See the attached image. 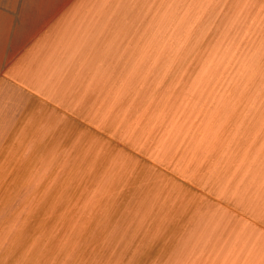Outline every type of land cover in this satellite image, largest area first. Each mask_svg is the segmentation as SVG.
I'll return each mask as SVG.
<instances>
[{"label":"crops","instance_id":"obj_1","mask_svg":"<svg viewBox=\"0 0 264 264\" xmlns=\"http://www.w3.org/2000/svg\"><path fill=\"white\" fill-rule=\"evenodd\" d=\"M258 1L252 16L259 25L237 67L246 77L210 82L218 88L206 92L193 129L174 143L175 124L166 126L156 145L160 162H174L187 181L205 184L221 203L197 213L183 238L184 264H264V5ZM207 10L208 0H0V182L40 180L41 167L61 149L47 140L59 141L63 119L116 127L164 53H174L172 43L190 36L189 24L205 19ZM223 102L246 118L233 128L241 134L246 126L242 143L234 141L236 131L221 137ZM156 105L154 119L162 122L169 98ZM123 127L132 137L142 134L128 120ZM225 148L229 173L222 170ZM25 192L21 184L4 185L0 198ZM8 207L0 213L19 212ZM10 227L0 221L1 239Z\"/></svg>","mask_w":264,"mask_h":264},{"label":"rangeland","instance_id":"obj_2","mask_svg":"<svg viewBox=\"0 0 264 264\" xmlns=\"http://www.w3.org/2000/svg\"><path fill=\"white\" fill-rule=\"evenodd\" d=\"M217 1L208 0L205 19L191 21L190 36L172 43L175 52L164 53L169 66L152 71L116 127L63 119L59 141L54 135L47 140L61 149L36 172L40 180L0 182L26 191L25 197L0 198V206L19 210L0 213V221L11 223L10 236L0 238V264H184L183 238L197 213L221 203L205 184L187 181L174 162H160V132L175 124L171 137L179 143L193 129L206 92L218 88L210 82L246 77L237 67L259 25L252 16L258 0H238L233 7L232 0H220L218 7ZM162 98H169L170 112H162L161 122L154 113ZM127 120L142 134L123 132ZM217 121L224 140L236 131L234 141H245L246 126L241 134L233 128L246 125V118L232 115L229 102L222 103ZM223 152L222 170L229 173L230 149Z\"/></svg>","mask_w":264,"mask_h":264}]
</instances>
